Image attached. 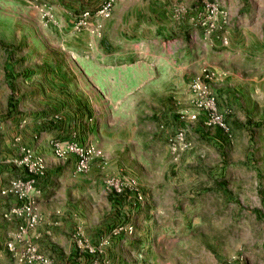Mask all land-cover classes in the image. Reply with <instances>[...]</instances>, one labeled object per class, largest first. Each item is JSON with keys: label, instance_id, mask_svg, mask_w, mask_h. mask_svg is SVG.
Here are the masks:
<instances>
[{"label": "rangeland", "instance_id": "obj_1", "mask_svg": "<svg viewBox=\"0 0 264 264\" xmlns=\"http://www.w3.org/2000/svg\"><path fill=\"white\" fill-rule=\"evenodd\" d=\"M228 24L210 0H0V122L22 100L50 104L51 126L98 128L86 172L48 174L89 208L72 210L64 258L27 234L48 264H264V80L241 81ZM75 88L85 108L97 89L96 118L73 113Z\"/></svg>", "mask_w": 264, "mask_h": 264}, {"label": "crops", "instance_id": "obj_2", "mask_svg": "<svg viewBox=\"0 0 264 264\" xmlns=\"http://www.w3.org/2000/svg\"><path fill=\"white\" fill-rule=\"evenodd\" d=\"M210 1L217 2L228 14L227 48L232 53L231 58L235 56L239 58L238 65L241 69L235 70L237 74L247 75L241 81L255 84L264 80V0ZM2 50H5L4 47H2ZM2 50L1 63L4 61ZM232 63H234V60H232ZM4 68L7 75L5 83L3 82ZM1 77V95H7L10 84L8 68L5 65L1 68ZM232 79L239 78L234 76ZM88 91L80 88L71 90L73 98L71 107L74 109L73 113L76 117L83 113L85 117L96 118L95 115L101 113L90 99H95L94 95L97 96V89H91L92 92H89L87 98L90 107H84L85 100L82 97L85 98L84 94ZM19 97L22 98V96ZM5 107L8 115H5L3 121L0 122V264H11L8 262L9 256L4 244L9 241L15 231L16 219L10 214V210L17 205V201L7 191V188L11 179L25 178L23 169L15 163L19 157L21 147L30 148L35 155L43 159L46 166L44 176L38 181L40 194L35 198L40 221L31 231L30 236L34 239L41 253L52 258H64L73 249L67 238L73 220L72 210L76 209L78 215L86 217L89 208L87 202H81L73 207L72 196L74 192L72 186L69 185L65 188L64 184H61L63 187L58 193L55 192L54 188L52 189L54 182L48 174L55 172V170L58 173L67 170L73 174L76 173H74V158L72 156H68L64 160L54 158L49 142L53 139H74L80 143H90L97 146L98 143L94 142V137L98 128L95 127L94 130H91L92 126H87L86 132H83L77 126H66L65 122L62 121L64 120L63 117L57 124L51 126L47 122L53 121L50 116L40 117L42 111L43 114L51 115L50 104L42 106V103L38 102L35 108L29 109L25 104H22L21 100L17 104V109L15 108L18 113L15 117L11 116L12 112H9L13 106L7 104ZM83 107L84 109H82ZM77 109L78 112L75 111ZM28 110L33 111V115L24 117L22 113H26ZM112 120H115V117ZM65 189L69 191L71 202L66 201L63 196V200H59V196L63 194Z\"/></svg>", "mask_w": 264, "mask_h": 264}, {"label": "built area", "instance_id": "obj_3", "mask_svg": "<svg viewBox=\"0 0 264 264\" xmlns=\"http://www.w3.org/2000/svg\"><path fill=\"white\" fill-rule=\"evenodd\" d=\"M202 7L210 8L212 21L216 22L218 17L224 15L222 9L216 5L207 4L206 1L200 4L199 8ZM216 123L224 129L223 124ZM178 137V140L181 141V134ZM49 145L54 158L60 160H64L68 156L74 158V173L76 174L86 172L91 160L97 154L93 144L80 143L74 139L51 140ZM19 152L15 163L23 169L25 178L11 179L7 188V191L17 201V205L10 210V214L16 219L12 237V242L14 241L15 244L8 241L4 247L12 264H48L47 258L39 253L36 245L30 243L27 238V234L34 228L37 221L34 199L40 194L38 181L44 176L46 166L43 159L35 155L30 148L21 147ZM113 190L115 193L119 192L116 186L113 187ZM135 197L136 200H141L138 193H135ZM127 231L130 232L129 227Z\"/></svg>", "mask_w": 264, "mask_h": 264}]
</instances>
